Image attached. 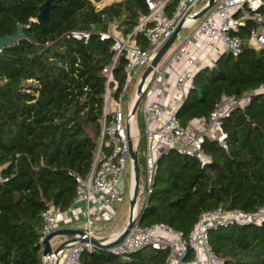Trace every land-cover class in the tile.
Wrapping results in <instances>:
<instances>
[{
  "label": "trees",
  "instance_id": "obj_1",
  "mask_svg": "<svg viewBox=\"0 0 264 264\" xmlns=\"http://www.w3.org/2000/svg\"><path fill=\"white\" fill-rule=\"evenodd\" d=\"M45 0H0V38L23 37L0 52V264H42L41 213L49 206L63 212L77 191L74 171L85 177L101 127L104 77L113 38L101 39L110 24L130 33L147 13L145 0H52L51 18L38 23ZM264 16V0L258 9ZM252 20L236 33L248 39ZM86 32L77 39L73 32ZM141 48L148 42L135 37ZM125 56L115 69V93L124 81ZM30 81V82H29ZM264 84V48L244 43L237 55L222 52L212 68L200 70L176 111L183 127L207 119L223 97H239ZM133 91L129 93L132 96ZM228 150L206 137L204 166L172 150L158 162L148 205L139 224L164 223L186 235L199 215L216 208L255 211L264 205V94L222 121ZM208 244L229 264H264V222L210 229ZM168 252L150 248L128 261L104 250L83 251L81 264H167ZM192 259L189 249L185 261Z\"/></svg>",
  "mask_w": 264,
  "mask_h": 264
},
{
  "label": "built area",
  "instance_id": "obj_2",
  "mask_svg": "<svg viewBox=\"0 0 264 264\" xmlns=\"http://www.w3.org/2000/svg\"><path fill=\"white\" fill-rule=\"evenodd\" d=\"M207 1L145 0L148 11L139 17L130 33L121 35L117 24L112 23L108 32L100 34L101 39L112 37L114 42L111 47L112 59L101 72L104 77L103 112L99 119L101 131L93 152L92 166L85 177L69 171V175L75 179L77 191L73 205L67 211L49 206L41 213L42 233L38 240L40 253L43 250L44 237L59 228L55 224L61 216L70 217V223L76 225L72 228L84 229L88 235H99L101 232V227L96 226L97 221L118 220L115 206L124 199L119 187L126 163L130 162L127 136L131 138L137 154L143 140L144 170L135 207L136 221L120 243L104 250L106 253L128 261L132 253L150 248L155 251H167V264H223L224 259L216 257L210 250V229L264 222L263 205L252 212L221 207L205 211L199 215L197 222L186 235L164 223L148 226L139 224V215L147 207L148 198L153 192L160 158L172 150L180 156L196 158L201 166L206 165L210 157L202 151L204 139L213 138L227 151L223 119L229 117L233 110L246 106L254 93L264 94V84H261L256 91L244 92L239 97H223L209 117L203 119L211 135L197 133L180 125L176 111L186 93L193 87L194 76L206 67L212 68L215 61L209 59L203 62L195 57L193 50L197 44L204 49L215 48L221 50V53L230 52L233 55L241 51L244 43L255 49L264 48V16L258 12L262 0H216L199 19L194 20V15ZM247 20L253 21L254 28L250 30L246 40L236 33L245 26ZM179 26L181 30L190 29L188 36L162 56L142 86L137 107L144 119L141 138L134 116L128 119V122L126 119L135 100L140 76ZM137 35L146 39V48L138 45L135 39ZM179 35L180 32L176 40ZM72 36L87 40L89 34L76 31ZM3 48L0 46V52ZM121 56H125L124 81L119 93L114 94V69ZM179 62L184 65L182 70L177 72L175 65ZM170 73H175L176 77L171 87L167 86V75ZM132 91V96H129ZM127 101L129 106L125 105ZM1 171L2 167L0 182L3 181ZM131 189L132 183L130 195ZM78 205L84 206L77 214ZM79 216L83 217L82 224L78 222ZM96 249L99 248L89 242L71 243L66 249L58 252L57 264H81V253ZM189 249H192V259L186 262ZM56 258L53 255L42 256V264H50ZM201 259H204V263Z\"/></svg>",
  "mask_w": 264,
  "mask_h": 264
},
{
  "label": "water",
  "instance_id": "obj_3",
  "mask_svg": "<svg viewBox=\"0 0 264 264\" xmlns=\"http://www.w3.org/2000/svg\"><path fill=\"white\" fill-rule=\"evenodd\" d=\"M215 1L216 0H208L207 4L194 15V20L199 19L209 8H211L214 5ZM51 4H52V0H45L43 3H41L38 6V14L36 17V21L38 23L47 21L51 18ZM180 31H181V26H179L177 30L167 39V41L163 44V46L159 49V51L156 53L154 58L151 60L150 64L145 68V70L141 74L135 92V100L126 118L127 122L128 119L132 118L135 115L141 97V89L147 77L151 74L153 68L158 64L162 56L171 48ZM21 37H23L22 25H18L17 32L15 35L13 36L7 35L3 38H0V46L9 47L12 44L17 43ZM127 137H128V155L131 164L132 189L129 198V213L126 224L123 226L122 230L119 233L111 234L109 236H104V237L94 234L88 235L84 229H80V228L55 229L54 231L46 235L42 241L43 250L41 255L43 257H49L52 255L55 256V258L57 257L55 261H53L50 264H57L58 252L60 250L66 249L68 245L71 243L89 242L101 250H106L108 248H111L117 245L118 243H120V241L128 233L129 229L132 227L133 223L136 221L135 207L137 203L138 190L140 185L139 160H138L137 151L133 147V142L131 138L129 136ZM60 237L64 238V240L61 243H59L55 248H53L51 245V241L55 238H60ZM223 264H229V263L227 261H224Z\"/></svg>",
  "mask_w": 264,
  "mask_h": 264
},
{
  "label": "rangeland",
  "instance_id": "obj_4",
  "mask_svg": "<svg viewBox=\"0 0 264 264\" xmlns=\"http://www.w3.org/2000/svg\"><path fill=\"white\" fill-rule=\"evenodd\" d=\"M109 0L102 1L100 3H97L98 6H100L101 3H108ZM190 32V29H183L180 31L179 38L173 43L172 47L170 50L176 46H178L182 40L188 36ZM255 46V45H254ZM256 47V46H255ZM158 67H161V63L158 65ZM137 80V78H136ZM128 101L125 104L126 106L128 105ZM134 120L136 121L137 129L139 130L141 134V138L143 137V129H144V119L142 112L140 109L137 108L135 115H134ZM142 148H143V140L141 142L140 148H139V153H138V160H139V176H140V183L142 182V176H143V170H144V161H143V156H142ZM132 183V178H131V164L128 161L126 163L124 173L122 176V181L119 187L120 192L123 194V201L120 203H117L115 208L117 211V217L118 220H100L97 221L96 226L101 227V232L99 233V236H109L111 234H116L119 233L123 226L126 224L127 219H128V213H129V198H130V186ZM79 224L83 223V217L79 216ZM63 239L62 237L59 238V240ZM202 263H204V259H201Z\"/></svg>",
  "mask_w": 264,
  "mask_h": 264
},
{
  "label": "crops",
  "instance_id": "obj_5",
  "mask_svg": "<svg viewBox=\"0 0 264 264\" xmlns=\"http://www.w3.org/2000/svg\"><path fill=\"white\" fill-rule=\"evenodd\" d=\"M103 1H106V0H103ZM111 2H112V0H109L108 3H101L100 7L107 5ZM193 54L195 57H197L198 59H201L203 62H205V61H208L209 59L215 60L221 54V50H216L215 48L208 50V49L202 48L201 46H199V44H197V46L194 47ZM183 65H184L183 62H179L177 65H175L176 71L180 72L182 70ZM167 77L169 79L167 86L171 87L173 82L175 81V78H176L175 73H170L167 75ZM188 128H190L191 130H193L194 132H197V133H206L207 135H211V133L208 131V125L203 119L194 120ZM83 206L84 205L76 206V211H77L76 213L77 214L79 213L78 211H81L83 209ZM69 218L70 217H67V216H61L60 219L55 224V226L59 227V228H72V227L76 226L75 224L70 223ZM63 240H64V238L61 240H59V238L53 239L51 241L52 247L55 248Z\"/></svg>",
  "mask_w": 264,
  "mask_h": 264
},
{
  "label": "bare ground",
  "instance_id": "obj_6",
  "mask_svg": "<svg viewBox=\"0 0 264 264\" xmlns=\"http://www.w3.org/2000/svg\"><path fill=\"white\" fill-rule=\"evenodd\" d=\"M52 258V257H51Z\"/></svg>",
  "mask_w": 264,
  "mask_h": 264
}]
</instances>
